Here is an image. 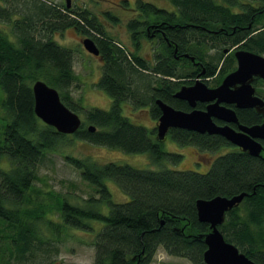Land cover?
<instances>
[{"label":"trees","instance_id":"trees-1","mask_svg":"<svg viewBox=\"0 0 264 264\" xmlns=\"http://www.w3.org/2000/svg\"><path fill=\"white\" fill-rule=\"evenodd\" d=\"M169 1L173 11L136 0L138 15L126 23L133 47L128 49L84 8H67L65 3L51 0H0V20L11 26L15 37L12 42L0 33V159L7 158L9 163L7 169L0 167V264H27L38 251L42 253L36 257L42 261L57 251L55 243L66 235V229L94 230L90 221L101 223L90 242L93 264H151L159 248L191 264H206L204 238L211 229L198 220L195 202L242 192L245 197L225 212L218 229L240 252L256 264H264V158L235 148L216 157L205 173L136 168L67 155L66 161L97 197L91 195L82 206L58 198L57 221L47 218L49 206L37 201V165L68 135L35 115L34 81L55 88L75 113L83 111L84 120L71 135L75 139L126 153H148L156 164L164 160L175 164L182 156L164 151L156 126L148 129L132 123L122 114V103L148 107L156 121L161 114L156 99L189 111L187 102L173 96L181 86L193 84L194 78L209 87L219 85L236 68L237 48L264 54V0H225V4L216 0ZM15 11L19 19H12ZM105 15L118 20L110 11ZM69 27L93 39L99 50L103 64L95 86L110 96L108 109L85 107L82 100L72 99L71 86L77 80L73 51L52 38L55 31ZM151 32H155L158 51L149 62L139 50L144 37L152 40ZM152 78L157 80L155 86L150 85ZM196 108L204 109L205 104L198 102ZM235 112L239 123L245 125L264 120V110L235 108ZM89 126L95 129L90 131ZM167 133L177 143L202 151L234 146L217 134L182 128ZM105 179L114 180L129 199L113 202ZM102 203L108 206L107 214L98 209ZM43 223L52 237L42 236Z\"/></svg>","mask_w":264,"mask_h":264},{"label":"rangeland","instance_id":"rangeland-1","mask_svg":"<svg viewBox=\"0 0 264 264\" xmlns=\"http://www.w3.org/2000/svg\"><path fill=\"white\" fill-rule=\"evenodd\" d=\"M53 3H65V0H51ZM127 1V4H124ZM150 2L157 7L173 11L175 8L169 0H142ZM218 3H226L225 0H216ZM246 2L247 0H240ZM5 7L12 9L8 3ZM9 5V6H8ZM70 6L74 9L84 8L101 23L104 31L119 41L128 49H133L126 23L129 19L137 16L136 0H70ZM237 10V8H233ZM118 20H112L105 15V12ZM12 14V19H19L20 14ZM0 33L5 35L10 41L14 42L15 37L11 32V26L5 21L0 20ZM82 36L74 28H66L63 31H55L52 38L61 46L69 48L73 51L72 67L76 74L77 80L71 86V96L73 101L79 102L85 107H97L108 109L111 104L110 96L103 90L95 86L102 71L103 59L100 55H93L87 52L82 45ZM156 41L149 40L144 37L141 40L139 54L152 62L154 53L158 51ZM214 52V49L209 51ZM264 55V54H263ZM196 79V78H194ZM156 79L150 80V85L155 86ZM75 85V86H74ZM77 85V86H76ZM264 90V89H263ZM122 114L126 116L132 123L151 129L157 125V121L153 119L149 113L148 107H135L130 101H124L121 105ZM81 121L84 120L83 111L76 113ZM222 124V122H221ZM68 136L56 147L55 150L49 151L42 158L36 168V179L34 181L35 188L39 191L37 201L47 204L46 217L53 220H59V214L56 209V201L58 198H65L72 204L82 206L85 201L95 194L93 188L84 181L78 170L70 165L65 156H88L98 163L115 162L119 164H129L136 168L159 169L166 167L175 170H192L198 173H205L211 167L216 157L231 151L233 147H222L214 151H202L193 145L179 144L172 140L167 133L163 140H160L163 149L166 152L178 153L182 157L179 162L172 163L170 161H162L161 164L153 163L148 153H126L120 149L110 148L107 146L96 145L86 141H81ZM0 167L7 169L9 163L7 158L0 159ZM111 199L113 202L122 203L129 199L112 179H105ZM98 209L107 214L108 206L102 203ZM45 222V221H44ZM46 223V222H45ZM45 223L41 224L42 236H50V231ZM94 224V230L82 231L73 228L66 229V235H62L61 241L56 242V250L49 253V256L41 261L36 257L42 253L38 251L35 257L27 262V264H93L94 248L90 244L92 238L101 226L100 222L90 221ZM98 227V228H97ZM151 264H191V262L183 257L168 255L163 249H157Z\"/></svg>","mask_w":264,"mask_h":264},{"label":"water","instance_id":"water-1","mask_svg":"<svg viewBox=\"0 0 264 264\" xmlns=\"http://www.w3.org/2000/svg\"><path fill=\"white\" fill-rule=\"evenodd\" d=\"M65 5L69 8L70 0H65ZM82 45L87 52L99 54L90 37L83 38ZM227 52L228 50L224 49V53ZM234 56L236 68L226 74L216 87H208L198 78L192 85H183L174 93L173 96L187 102L191 110H179L156 99L155 102L161 111L156 125L158 140H163L169 129L182 128L220 135L249 155H260L262 145L258 139L264 140V120L252 125L240 124L233 106L239 109L264 107V100L254 94L255 88L251 82L253 77L264 80V55L237 48ZM32 93L33 111L44 124L54 127L62 134H73L79 129L80 117L61 101L55 88L42 80H36L32 84ZM198 102L205 103V108H196ZM232 124H237V127ZM94 129L89 126L90 131ZM245 195L246 193L242 192L230 197L217 195L210 199L196 200L198 220L207 223L211 229L204 238L206 249L203 260L206 264H256L234 244L226 241L218 229L225 212L239 204Z\"/></svg>","mask_w":264,"mask_h":264},{"label":"flooded vegetation","instance_id":"flooded-vegetation-1","mask_svg":"<svg viewBox=\"0 0 264 264\" xmlns=\"http://www.w3.org/2000/svg\"><path fill=\"white\" fill-rule=\"evenodd\" d=\"M144 30H147V32H148V28L146 27V28H144ZM151 34V38H152V40H155L156 39V37H155V32H151L150 33ZM196 79H198V78H196ZM196 79H195V81H196ZM200 79V78H199ZM194 81V82H195ZM193 82V83H194ZM252 85L254 86V88H255V95H257V96H259L260 98H262L263 100H264V80H262L261 78H259V77H253V79H252ZM192 85V84H191ZM209 87V86H208ZM216 87V86H215ZM205 104V103H204ZM233 108L235 109V107L233 106ZM236 109H239V108H236ZM244 109H254V110H257V111H261V110H264V107L263 108H257V107H253V108H244ZM238 118V117H237ZM220 122V121H219ZM238 123H239V121H238ZM261 123V122H260ZM240 124H242V123H240ZM245 125V124H244ZM232 126H234L235 128L237 127V124H232ZM258 141L261 143V145H262V151H261V153H260V155H259V157H262V158H264V140H262V139H258ZM236 148L238 149V150H241L239 147H237L236 146ZM242 151V150H241ZM244 152H246V151H244Z\"/></svg>","mask_w":264,"mask_h":264}]
</instances>
